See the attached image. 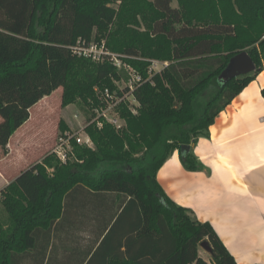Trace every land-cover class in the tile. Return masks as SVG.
<instances>
[{
    "label": "trees",
    "instance_id": "1",
    "mask_svg": "<svg viewBox=\"0 0 264 264\" xmlns=\"http://www.w3.org/2000/svg\"><path fill=\"white\" fill-rule=\"evenodd\" d=\"M172 1L0 0V146L7 152L32 106L60 87L64 107L80 103L91 112L84 130L93 142L73 138L67 163L49 152L2 191L0 264H24L32 252V264H44L49 249L46 264H56L52 240L58 223L73 221L74 207L86 219L90 207L98 212V253L106 240H126L128 257L113 255L108 264L199 263L204 241L215 264H239L213 225L176 203L157 173L175 150L186 169L201 167L181 146L209 136L259 74L220 82L234 55L247 50L264 70V0ZM80 42L104 43L142 75L133 91L138 112L127 100L117 106L122 128L104 117L93 121L95 109L107 106L106 90L129 91L117 85L122 72L109 57L96 62L75 53ZM153 60L168 65L148 78ZM59 128L62 135L70 129L64 121Z\"/></svg>",
    "mask_w": 264,
    "mask_h": 264
},
{
    "label": "crops",
    "instance_id": "2",
    "mask_svg": "<svg viewBox=\"0 0 264 264\" xmlns=\"http://www.w3.org/2000/svg\"><path fill=\"white\" fill-rule=\"evenodd\" d=\"M172 6L178 7L177 0L172 1ZM245 89L219 114L210 127V135L191 144L190 151L201 167L194 171L186 169L180 151L175 150L158 171L157 179L176 203L193 210L200 221H209L213 225L239 264H264V130L258 126L264 116L258 111V102L243 98ZM47 98L32 106L30 118L14 132L7 152L3 150L0 156V208L4 209L2 191L23 171L53 152V149L47 151L57 132L51 137L44 134V124L39 121L45 106L33 111ZM44 148L48 150L38 158ZM111 202L112 197L109 204ZM112 206L117 209V205L109 206L110 209ZM89 210L86 219V216L75 215L78 211L74 207L73 221L58 223L57 236L52 240L56 246V264H97L98 261L108 264L113 255L122 252L125 258L128 257L124 238L106 240L105 247L98 253L103 240V237L97 240L100 225L95 214L98 212L91 207ZM130 212L137 211L131 209ZM124 223L129 227V219ZM201 247L202 262L193 264H215L214 260L211 262L204 257ZM32 261L33 252L25 256L24 264H32Z\"/></svg>",
    "mask_w": 264,
    "mask_h": 264
},
{
    "label": "built area",
    "instance_id": "3",
    "mask_svg": "<svg viewBox=\"0 0 264 264\" xmlns=\"http://www.w3.org/2000/svg\"><path fill=\"white\" fill-rule=\"evenodd\" d=\"M72 49L75 51V53H78V55H83L86 57L91 58L93 61L101 62L107 57H109L114 64L118 68L125 67L130 75V81L126 83L125 87L129 88V91L124 93L123 96H120L117 91L111 92L109 90H106L104 92V97L107 100V106L95 109L96 117L93 119V121L100 120V117H104L107 121L113 123L118 129L122 128L125 125V121L121 119L117 112V106L123 101L127 100L130 103V107L132 111L136 114L138 112L137 106L139 105V102L133 95V91L136 88L137 84L141 82L142 75L139 71H137L132 65H130L127 62H124L118 55L111 53L107 50L105 47V44H98L95 42H80L77 46L72 47ZM156 62H161L158 60H153L151 65L148 68V78H152L155 74L159 73L165 66L168 65V62L164 61V67L160 69L159 71H154L153 66ZM124 87V88H125ZM119 88L123 91L124 88ZM109 111L113 113L111 116ZM86 125V124H85ZM85 125L82 127L83 132L85 135H80L79 132H72L70 129L67 130L63 135L60 136V140L58 145L53 149V152L57 154L61 162L67 163L71 159V154H73V145L71 143V140L75 138L78 143L92 146L93 142L90 138V136L85 132L84 128ZM98 125L101 126L102 122L98 121Z\"/></svg>",
    "mask_w": 264,
    "mask_h": 264
},
{
    "label": "rangeland",
    "instance_id": "4",
    "mask_svg": "<svg viewBox=\"0 0 264 264\" xmlns=\"http://www.w3.org/2000/svg\"><path fill=\"white\" fill-rule=\"evenodd\" d=\"M174 5H176V2H174ZM161 61V60H158ZM164 67V61L161 62H156L155 65L153 66L154 71H159ZM122 72L123 79L120 81H117V85L120 86L121 88H124L126 83L130 81V75L125 67L122 66V68H119ZM255 72H252L251 74H254ZM62 93L63 89L62 87L56 89L51 95L48 96L46 100H44L40 105H37L33 111H35L38 108H44V115H42L39 118V121L43 122V131L45 132L44 134H48V136L51 137V135H54V132H57L55 136V141L53 142L52 146L48 149L44 148L39 152L37 155L38 158H40L47 150L49 152L51 149H54L60 140V136L62 135L60 131V122L64 121L70 130L74 132H79L80 135H85V133L82 130V127L86 124L87 118L90 116L91 112L84 107L82 104L77 103V104H70L69 107H64L62 105ZM110 115L112 116L113 113L109 111ZM47 117V118H45ZM2 120V117L0 115V121ZM45 120V121H44ZM32 125V123H31ZM41 136L46 137L47 135ZM3 153V149L0 146V156ZM25 167V165H23ZM22 167V168H23ZM0 218L3 221L7 220V213L6 211L1 207L0 208ZM203 251L204 257L213 262V257L210 252H207L204 247H201Z\"/></svg>",
    "mask_w": 264,
    "mask_h": 264
},
{
    "label": "water",
    "instance_id": "5",
    "mask_svg": "<svg viewBox=\"0 0 264 264\" xmlns=\"http://www.w3.org/2000/svg\"><path fill=\"white\" fill-rule=\"evenodd\" d=\"M262 70V68L257 67L250 53L247 50H243L230 59L227 67L223 70L218 79L220 82L226 83L235 77L248 75L257 71L260 73ZM190 150L191 144H183L181 146L182 154H187ZM201 245L212 253V248L208 242L204 241Z\"/></svg>",
    "mask_w": 264,
    "mask_h": 264
},
{
    "label": "bare ground",
    "instance_id": "6",
    "mask_svg": "<svg viewBox=\"0 0 264 264\" xmlns=\"http://www.w3.org/2000/svg\"><path fill=\"white\" fill-rule=\"evenodd\" d=\"M264 86V72L258 76V79L249 84L244 93L243 98L250 102H258V111L264 116V96L262 95V87ZM258 126L264 130V121H260Z\"/></svg>",
    "mask_w": 264,
    "mask_h": 264
}]
</instances>
